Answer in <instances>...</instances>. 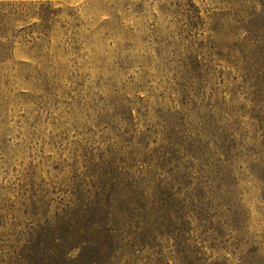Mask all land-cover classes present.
Returning <instances> with one entry per match:
<instances>
[{"label":"rangeland","instance_id":"374dc122","mask_svg":"<svg viewBox=\"0 0 264 264\" xmlns=\"http://www.w3.org/2000/svg\"><path fill=\"white\" fill-rule=\"evenodd\" d=\"M220 1L0 0V264H188L183 245L199 250L194 264H264V167L252 158L238 162L241 208L216 209L229 224L221 232L217 220L195 219L182 242V222L171 213L162 225L126 216L122 230L82 243L56 230L59 223L43 227L61 237L54 243H34L40 231L29 230L37 187L97 169L123 144L116 116H131L125 136L134 147L157 150L182 99L171 69L206 63L214 45L224 54L229 44L223 34L209 37ZM211 65L205 92L229 112L242 102L240 79L224 61ZM241 121L251 135L250 120ZM247 144L258 152L257 141ZM59 212L51 204L46 216Z\"/></svg>","mask_w":264,"mask_h":264},{"label":"trees","instance_id":"16d2710c","mask_svg":"<svg viewBox=\"0 0 264 264\" xmlns=\"http://www.w3.org/2000/svg\"><path fill=\"white\" fill-rule=\"evenodd\" d=\"M220 4L224 12L213 14L209 37H228L226 51L222 54L214 45L208 62L194 60L171 69V79L182 99L178 100L179 110H175L176 120L159 140L157 150L150 151L147 142L142 143L140 150L134 147L131 138L125 136L130 133L131 116H116L113 122L124 126L123 134L118 135L123 144L116 143L102 166L74 173L56 187H37L33 221L29 223V230L36 227L40 231L39 240L34 243L62 240L54 229L47 230L50 223H59L56 230L61 228L67 238L80 239L82 243L96 239L103 229L108 235L122 230L129 215L143 219L154 216L162 225L173 214V219L182 222V242L187 240L186 226L195 219L217 220L220 226L215 232L229 226L216 209L241 208L235 186L237 167H241L238 162L252 158L264 167V127L258 126V115L264 114V0H221ZM216 60L224 61L222 68H232L233 79L241 82L242 102L229 112L216 107L205 92L214 68L211 62ZM121 110L122 106L119 112L123 113ZM246 118L250 120L249 136L250 130H243L241 121ZM248 140L258 142L260 155L253 145L247 144ZM51 204L60 212L48 218ZM29 230L27 243L33 238ZM26 247L31 256L35 249ZM10 248L12 258L20 260L22 253L15 254L14 245ZM179 252L183 261L191 258L188 264L198 259L195 252L199 254V250L194 252L189 246L183 245Z\"/></svg>","mask_w":264,"mask_h":264}]
</instances>
